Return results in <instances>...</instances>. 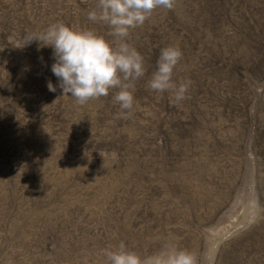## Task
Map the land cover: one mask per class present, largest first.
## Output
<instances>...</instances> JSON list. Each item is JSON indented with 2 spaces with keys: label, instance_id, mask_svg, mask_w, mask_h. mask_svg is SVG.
I'll return each instance as SVG.
<instances>
[{
  "label": "rangeland",
  "instance_id": "374dc122",
  "mask_svg": "<svg viewBox=\"0 0 264 264\" xmlns=\"http://www.w3.org/2000/svg\"><path fill=\"white\" fill-rule=\"evenodd\" d=\"M97 2L0 0V264H107L122 241L264 264V0H176L130 30L146 71L127 119L119 89L79 106L53 49L23 45L54 23L117 40L87 18ZM168 46L192 82L178 104L149 88Z\"/></svg>",
  "mask_w": 264,
  "mask_h": 264
},
{
  "label": "clouds",
  "instance_id": "9594fccd",
  "mask_svg": "<svg viewBox=\"0 0 264 264\" xmlns=\"http://www.w3.org/2000/svg\"><path fill=\"white\" fill-rule=\"evenodd\" d=\"M175 4L176 0H98V11H90L87 18L107 25L110 35L117 40H106L93 30L54 23L42 32L26 33L23 45L38 41L41 46L53 49L55 62L51 71L59 81L58 87L79 106L119 89L113 96L121 110L116 118L127 119L125 112L133 111L135 81L145 75L146 69L144 57L125 40L130 30L143 26L154 10H172ZM182 56L177 46L163 48L157 70L149 81V88L155 92H172L177 104L188 98L192 83L185 80L177 85L173 80ZM47 88L50 92L57 90L51 81ZM102 255L107 264H198L196 253L187 249L168 246L152 256L142 257L123 241L115 249L102 250Z\"/></svg>",
  "mask_w": 264,
  "mask_h": 264
},
{
  "label": "trees",
  "instance_id": "16d2710c",
  "mask_svg": "<svg viewBox=\"0 0 264 264\" xmlns=\"http://www.w3.org/2000/svg\"><path fill=\"white\" fill-rule=\"evenodd\" d=\"M261 41H263L264 42V39L263 40H261ZM260 42V41H259ZM256 51L258 52V54H259V58H262V57H264L262 54H264L263 53V51L261 50V48L259 47V45L258 44H256ZM262 53V54H261Z\"/></svg>",
  "mask_w": 264,
  "mask_h": 264
}]
</instances>
